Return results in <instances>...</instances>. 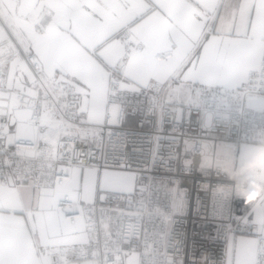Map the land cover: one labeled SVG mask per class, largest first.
Returning <instances> with one entry per match:
<instances>
[{
    "label": "snow or ice",
    "instance_id": "6c2138e0",
    "mask_svg": "<svg viewBox=\"0 0 264 264\" xmlns=\"http://www.w3.org/2000/svg\"><path fill=\"white\" fill-rule=\"evenodd\" d=\"M245 109L264 0H0V264H264V197L237 215L220 163Z\"/></svg>",
    "mask_w": 264,
    "mask_h": 264
},
{
    "label": "built area",
    "instance_id": "2783aa9c",
    "mask_svg": "<svg viewBox=\"0 0 264 264\" xmlns=\"http://www.w3.org/2000/svg\"><path fill=\"white\" fill-rule=\"evenodd\" d=\"M258 110H248L245 109L240 113H234L233 118L230 124L225 126H220L217 129V133L223 136H226L230 141L236 143L237 145H241L243 143H262L264 144V112L261 115H258ZM167 129V126H166ZM128 131H136V132H149L148 128L140 129L135 123L129 125L126 129ZM167 134V131L164 133ZM118 143V142H117ZM109 145L105 144V148H108ZM229 151L235 152L233 149H227ZM131 145L127 144L124 147V152H130ZM166 157V153H165ZM198 160L199 157H196ZM226 160H232L231 155L225 156ZM235 167L233 169L226 166L224 163H221V171L225 174L227 181L230 184V190L239 196H244L248 184L250 181L255 180L258 183L264 184V181H257L253 177H250V174L246 171L248 170L247 165H243L239 159L238 153L236 159H234ZM187 175V174H186ZM216 179H222V177H201L199 173L193 174L191 177V182L189 180L184 181V186L192 189L194 184L207 183L209 181H214ZM202 191V190H201ZM235 211L237 215H244V206L243 202L237 204L235 206ZM191 220V216L189 217ZM199 221H204V226L201 229L199 223L197 224L198 231L203 233V239L200 236H197L196 239L198 241L197 246L199 247L202 243L205 249H209L213 252L215 251H223V240L222 238H216V227L215 222L208 220L206 217H199ZM189 229L192 227L191 223L187 226Z\"/></svg>",
    "mask_w": 264,
    "mask_h": 264
},
{
    "label": "crops",
    "instance_id": "0c3cea01",
    "mask_svg": "<svg viewBox=\"0 0 264 264\" xmlns=\"http://www.w3.org/2000/svg\"><path fill=\"white\" fill-rule=\"evenodd\" d=\"M264 111L258 110V115H261ZM231 155L232 160H226L225 156ZM239 159L243 165L251 164L255 158L259 157L258 163L254 164L252 167H248L247 173L250 177H253L257 181H264V144L262 143H243L241 144V150L238 153ZM237 153L224 149L221 156V161L229 168L233 169L235 167L234 159H236Z\"/></svg>",
    "mask_w": 264,
    "mask_h": 264
},
{
    "label": "clouds",
    "instance_id": "9594fccd",
    "mask_svg": "<svg viewBox=\"0 0 264 264\" xmlns=\"http://www.w3.org/2000/svg\"><path fill=\"white\" fill-rule=\"evenodd\" d=\"M259 160V157L255 158L254 161L248 165V167H252L254 164L258 163ZM262 197H264V184L258 183L255 180L250 181L243 196V204L244 206L251 205Z\"/></svg>",
    "mask_w": 264,
    "mask_h": 264
}]
</instances>
